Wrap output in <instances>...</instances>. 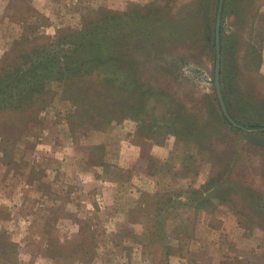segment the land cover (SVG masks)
Here are the masks:
<instances>
[{"label":"rangeland","instance_id":"obj_1","mask_svg":"<svg viewBox=\"0 0 264 264\" xmlns=\"http://www.w3.org/2000/svg\"><path fill=\"white\" fill-rule=\"evenodd\" d=\"M210 2L0 0V70L27 42L55 41L101 10L160 7L161 14L132 17L124 51L114 53L152 88L140 107L133 102L135 113L124 106L119 115L125 89L113 95L94 83L96 118L83 120L75 114L92 107L75 103L53 76L37 98L40 109L0 113V264H264V150L252 151L243 139L264 136V0H224L222 11L221 90L243 133L219 113ZM188 22L197 26L194 37ZM252 47L261 52L257 64ZM71 52L64 43L50 53L62 62ZM180 113L195 122L194 136L174 132ZM145 117L159 124L143 125ZM209 153L220 166L235 163L225 178L237 192L229 206L186 213L195 237L182 246L180 208L169 206L163 218L148 209L180 189H205L216 175ZM159 218L163 237L152 243Z\"/></svg>","mask_w":264,"mask_h":264},{"label":"trees","instance_id":"obj_2","mask_svg":"<svg viewBox=\"0 0 264 264\" xmlns=\"http://www.w3.org/2000/svg\"><path fill=\"white\" fill-rule=\"evenodd\" d=\"M210 3L214 8L213 10H215L212 14L213 32L215 33V13L218 0H211ZM136 11L137 12L134 13L132 8H129L124 12L101 10L95 15L88 18L86 17L79 30L72 33L62 32L55 41L50 39V41L47 42H39L38 40L27 42L26 45L28 48H20L21 52L19 54L14 57L10 56V62H8V59L10 58L8 57V59L4 60L3 66H1L0 113H22L25 110L37 111V108L40 109L41 105L37 98L44 93L46 79L50 76L66 82L63 91L65 95L74 97L75 103H78L82 107L83 104H86L88 107H92V111L95 109V113H92V111L90 113L87 109H82L81 114H75L76 116L82 115L83 118H81L83 120H86L85 118L91 120L96 118L95 114L97 112L96 107L98 106V102L94 98V83H98L102 88L113 91V95L117 90L120 91V88L125 89L128 92L129 97L121 103L122 106L119 115L124 112L123 109L125 108L127 111L135 113L137 109H132L133 102L137 101L138 107H140L142 104L140 99L144 94V90L147 89L152 92V88L141 80L138 74H131V71L129 72L128 69L122 68L118 60L119 55L117 56L114 53L117 49H119L120 52L124 51L122 48L127 45V37L129 36L128 30L130 29V21L132 17H139V14L144 16L137 19L151 17L152 15H157L158 17L161 16L160 7H154L152 9H147V7L143 9L137 8ZM178 18V16L174 18L171 17L169 20H171V23L176 24L177 20L179 21ZM180 19L184 22L186 21L183 16L182 18L180 17ZM192 20H195L194 16L192 17ZM190 25L191 34H193L194 37V28L197 26L188 22V28ZM185 34V31L180 32V35ZM64 43H69L71 45L72 52L65 57L66 60L59 62L60 58L55 55L53 56L50 52L52 47H55L56 45H64ZM24 44L25 42H23V40L20 42L18 41L17 45L12 49H17ZM213 48H215V42H213ZM252 57L256 64L258 63L257 59L261 58V52H259L256 47H252ZM84 91L87 94L86 97L83 95ZM240 92L245 95L241 89ZM216 103L218 105L217 98ZM219 113L223 119L231 125L220 107ZM156 122H158L156 119L145 117L140 123L143 125H158L159 123ZM175 122L177 123V121ZM193 123L195 122L191 121L190 116L185 117L184 113H180V125H175L173 130L174 132H180V136H189V134L194 136L195 128ZM246 125L263 128V126L257 123ZM233 128H235L236 131L243 133L241 128ZM180 140H183V138L180 137ZM247 146L255 152H261L264 150L263 146L251 143ZM210 154L211 153L208 154V158L211 159L213 166H215L216 175L209 179L210 184H206L205 189H180V193H177L176 196L170 195L168 198L164 199L157 198L158 201L156 200L154 202L153 208L148 209L150 216L163 218L165 213L170 209L169 206H175L174 209L177 211L180 208V233L184 235V239L187 238L182 242V246L195 237L194 220L192 216L186 218V213L192 212L196 215L203 209L211 208L212 205H214V207L219 205L229 206V198L233 196L234 192H237V189L234 186L235 180L225 178L226 174L233 169L231 166L235 163L230 162L226 165L220 166L219 163L215 164L216 158H211L210 156L212 155ZM241 180H238V182ZM218 189L221 190L222 193H220ZM231 207L235 209V204H232ZM162 218H159L157 221V223H159L157 231L159 232L151 231L152 236L150 239H152L150 242L152 243L156 242V240L160 241L163 237ZM164 248L165 245L163 246V249ZM166 261V259H161L156 264H166Z\"/></svg>","mask_w":264,"mask_h":264},{"label":"water","instance_id":"obj_3","mask_svg":"<svg viewBox=\"0 0 264 264\" xmlns=\"http://www.w3.org/2000/svg\"><path fill=\"white\" fill-rule=\"evenodd\" d=\"M224 0H219L216 23H215V65H214V87L217 93V97L220 103L221 110L224 116L228 119L232 125L235 127L245 129L242 125L238 124L230 115L226 103L223 98L221 90V19L223 11ZM248 130V129H247ZM244 139L254 145L264 147V136L255 134L252 132H247L244 134Z\"/></svg>","mask_w":264,"mask_h":264},{"label":"crops","instance_id":"obj_4","mask_svg":"<svg viewBox=\"0 0 264 264\" xmlns=\"http://www.w3.org/2000/svg\"><path fill=\"white\" fill-rule=\"evenodd\" d=\"M225 212V211H224ZM226 215H227V213H226ZM228 218V220H227V222L226 223H228V222H231L232 224H234L235 226H238L237 225V220H236V218H235V216L233 217V216H228L227 217ZM235 220V221H234ZM226 223L224 222V223H222V225L224 226V225H226ZM230 227H232V226H230ZM206 229L207 230H210L209 232L210 233H212L213 232V226H212V223L210 222H207L206 223ZM223 229V228H222Z\"/></svg>","mask_w":264,"mask_h":264}]
</instances>
